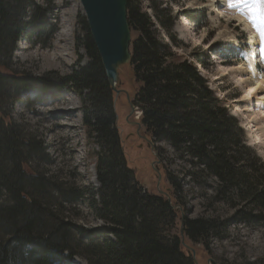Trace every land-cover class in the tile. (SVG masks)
<instances>
[{"label": "trees", "instance_id": "1", "mask_svg": "<svg viewBox=\"0 0 264 264\" xmlns=\"http://www.w3.org/2000/svg\"><path fill=\"white\" fill-rule=\"evenodd\" d=\"M44 1L45 6L37 0H0V264H75L77 258L87 264H196L187 246L209 251L211 242L221 237V226L226 230L231 224L264 223V162L243 142L238 121L199 71L198 66L210 70L207 52L192 50L173 33L178 17L153 0L148 1L155 20L139 0L128 3L129 67L136 85L129 104L141 114L139 136L154 147L158 169L165 175V189L154 194L129 166L117 94L85 19L79 24L86 36L83 41L75 36L74 42L77 50H86L87 66H80L79 56L64 77L35 78L14 71L22 37L41 42L47 26L51 35L57 31L50 22L55 0ZM173 49H189V59ZM231 53L238 55L235 49ZM122 86L121 81L120 93ZM64 89L80 103L72 114L82 120L85 159L94 166L96 187L64 183L50 173L55 162L45 141L39 135L25 136L12 115L29 93L45 103ZM8 104L12 110L6 109ZM167 155L183 162L181 172L166 167V161L172 163ZM209 181V198L233 208L231 220L187 216L185 188L208 187ZM84 205L102 227L78 226ZM250 264H264V259Z\"/></svg>", "mask_w": 264, "mask_h": 264}, {"label": "rangeland", "instance_id": "2", "mask_svg": "<svg viewBox=\"0 0 264 264\" xmlns=\"http://www.w3.org/2000/svg\"><path fill=\"white\" fill-rule=\"evenodd\" d=\"M139 1L149 16L155 20V14L150 9L153 4L148 0ZM153 1L157 4L156 7L158 4H162L161 10L170 9L173 15L178 17L173 33L180 41L191 47L192 50L201 48L207 52L212 62L209 61L210 70L207 72L198 66L199 71L212 89L216 91L217 96L224 101L229 116L238 120L243 142L264 162V105L257 106V100L250 102L243 100V97L249 92L248 88L252 86L248 85L251 80H247V83L245 81L238 82L240 73L235 71H231L229 76H219L221 66L231 69L230 67L244 62L246 71H252L250 54L255 48L259 52L257 75L264 83V58L261 55L260 36V32L264 31V22L258 18V10L262 5L253 4L252 0H248V2L231 0V3L229 0ZM37 2L41 6L46 5L44 0H37ZM54 5L50 22L57 28L56 33L51 35L50 26H47L48 32L43 35L41 42L28 36L22 37L14 54L12 63L14 71L28 73L35 78L47 74L56 78L67 76L70 73L69 68L77 63L79 56L82 57L80 66L88 65L89 58L86 50L84 48L77 50L74 42L76 37L83 41L86 36L82 25L79 24L80 20H86L80 1L55 0ZM253 18H257L256 25L252 22ZM247 21L258 36L254 35L249 39L251 35L246 31L250 32L251 26L248 25L249 29L245 27L244 22L247 23ZM202 24L205 25V28L199 30ZM157 29L161 38L168 41V35L164 29L160 27ZM232 49L237 51L236 59L231 57L234 56L231 53ZM188 50L173 49L174 53L182 59H189L190 51ZM213 76L219 77V80L214 81ZM121 81L123 90L117 99L116 109L119 126L126 141L125 149L129 166L135 171L138 181L150 192L157 194L158 191L165 189L163 178L165 175L158 169L160 161L155 156V149L150 148L147 141L139 136L141 128L138 126V122L141 114L137 111L132 114V107L129 104L130 99L134 97L133 90L136 89L129 66L120 69L119 85ZM61 89L56 87L55 91ZM56 93L55 97L48 98L45 103H37L35 93L31 92L24 103L15 105L13 110L12 106L8 104L6 109L12 110L13 118L21 126L25 136L34 134L43 138L48 147V153L55 162L54 166L48 168L50 173L56 175L64 183H77L79 186L86 183L94 185V166L88 165L85 159L87 143L83 133L82 120L79 115L72 114L79 109L80 103L77 101L76 95L71 94L67 89ZM254 108L257 111L256 114L261 117L260 122L255 124L257 128L251 122V118L255 115ZM243 126L245 129L242 128ZM162 147L171 155L168 145L163 144ZM169 155L167 157H170ZM170 159L172 163L169 160L166 161V167H171L172 171L181 172L184 168L183 162L177 158L170 157ZM87 165L90 167L91 174L86 168ZM158 173L162 176L161 183H159ZM79 174L83 175L85 180L80 179ZM186 181L188 182V179ZM94 186L96 187L97 184ZM207 186L192 188V185H188L185 188L188 200L187 216L191 219L205 216L222 222L231 220L234 209L222 202H212L209 198L212 194L209 188L213 184L209 181ZM81 208L82 213L78 226L90 230L103 226L95 219L87 206L84 205ZM72 215L76 218L75 213L72 212ZM179 230L180 224L178 223L175 232L178 233ZM219 234L220 239L215 238L211 242L209 251H206L202 246L192 247L196 252L198 264H250L264 259V223L259 226L231 224L226 230L221 226ZM187 248L189 250L191 247L187 246ZM75 264L87 263L84 259L77 258Z\"/></svg>", "mask_w": 264, "mask_h": 264}, {"label": "water", "instance_id": "3", "mask_svg": "<svg viewBox=\"0 0 264 264\" xmlns=\"http://www.w3.org/2000/svg\"><path fill=\"white\" fill-rule=\"evenodd\" d=\"M79 1L108 82L117 94V100L120 95L117 89L120 83V69L131 64L132 31L128 20L129 0ZM135 111L133 108L132 114ZM152 149L154 150V147ZM155 156L157 157V154ZM158 174L161 183L162 176ZM93 183H96V177ZM189 250L198 264L196 252L192 248Z\"/></svg>", "mask_w": 264, "mask_h": 264}, {"label": "bare ground", "instance_id": "4", "mask_svg": "<svg viewBox=\"0 0 264 264\" xmlns=\"http://www.w3.org/2000/svg\"><path fill=\"white\" fill-rule=\"evenodd\" d=\"M244 25L247 29H249V26L247 23L244 22ZM253 45H255L254 43H252ZM259 56V52L257 51V49L254 48L253 52L251 53L250 55V58H251V64H250V68H252V71H246V66L244 63H239V65H236V66H233V67H230L231 69H228L227 67H224V66H221L220 67V73H219V76H229L231 75V71H235L236 73H240L238 77L239 79L237 80L238 82H246L247 83V80H251L249 82L248 85H252L250 86L248 89H249V92L247 95H245L243 97V100L247 101V102H250V101H254V100H257V106L259 105H264V94H263V90H264V83H262V80L260 78H258V75H257V72L255 70V67L257 66V60L259 59L258 58ZM216 76V75H215ZM214 81L217 80L219 77H214ZM212 80V79H211ZM219 80V79H218ZM119 85V84H118ZM118 89V88H117ZM260 91L261 94H260ZM254 116L251 118V122L254 123V125L258 122H260V118L256 113V109L254 108ZM260 125V124H259ZM247 126V125H245ZM243 129L244 126L242 127ZM255 128L256 125H255ZM260 130V129H258Z\"/></svg>", "mask_w": 264, "mask_h": 264}, {"label": "snow or ice", "instance_id": "5", "mask_svg": "<svg viewBox=\"0 0 264 264\" xmlns=\"http://www.w3.org/2000/svg\"><path fill=\"white\" fill-rule=\"evenodd\" d=\"M229 2L231 3V0H229ZM243 2H248V0H243ZM252 3L262 5V7L258 10V18L261 22H264V0H252ZM252 22L254 25H256L257 18H253ZM260 36H261V55L262 58H264V31L260 32Z\"/></svg>", "mask_w": 264, "mask_h": 264}]
</instances>
